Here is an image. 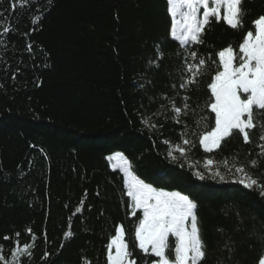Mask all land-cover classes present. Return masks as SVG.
<instances>
[{"label": "trees", "instance_id": "obj_1", "mask_svg": "<svg viewBox=\"0 0 264 264\" xmlns=\"http://www.w3.org/2000/svg\"><path fill=\"white\" fill-rule=\"evenodd\" d=\"M167 8L166 0H0V31L10 28L0 36L6 44L0 45V246L6 256L18 232L21 245L37 237L23 264H106V245L121 224L133 247L142 214H129L123 174L107 160L122 152L145 182L197 203L206 245L201 264H259L264 197L233 182L222 164L225 181L203 164L209 157L230 164L233 157L245 164L257 159L261 130L250 132L249 144L234 135L213 153L203 151L198 134L214 125L204 108L216 71L212 61L219 50L238 48L264 14V0H244L238 30L213 20L204 44L194 46L198 56L212 59L190 90L179 87L183 53L170 35ZM157 46L163 59L149 64ZM185 95L194 111L176 123L169 99L182 106ZM146 118L158 127L150 130ZM185 132L194 143L187 159L173 162L164 141L182 143ZM248 170L264 182V159ZM68 230L73 236L65 240ZM133 251L137 264L156 259Z\"/></svg>", "mask_w": 264, "mask_h": 264}, {"label": "snow or ice", "instance_id": "obj_2", "mask_svg": "<svg viewBox=\"0 0 264 264\" xmlns=\"http://www.w3.org/2000/svg\"><path fill=\"white\" fill-rule=\"evenodd\" d=\"M166 2L171 18L170 35L178 42L183 53L182 73L186 75L182 76L179 87L190 90L191 86L198 84V77L206 73L207 61L212 59L210 55L207 58L198 56L194 46L204 44L205 30L213 20L217 23L223 20L233 30L242 28L244 0ZM48 3L51 4L52 0H48ZM12 6L14 8L15 3ZM40 18L41 15H36L32 23L35 25ZM9 31L10 28L3 27L0 36H6ZM0 45L6 47L5 41L0 40ZM26 47L31 51V44ZM216 55L218 60L212 61L216 71L207 85L211 98L204 106L214 114V125L198 134V143L205 153L218 151L234 135H241L243 142L249 144L252 142L250 132L259 127V153L257 159L247 164L240 162L238 157H233L231 164L228 159L216 161L209 157L204 160L203 167L212 178L218 177L220 181H225L226 174L219 170L222 164L233 177V182L246 189L257 190L264 197V182L248 170L250 167H258L260 159H264V121L259 120V117L264 116V14L253 21V29L246 32L238 48L229 45ZM159 59H163V52L157 46L156 59H150L149 64ZM188 100L189 97L185 95L182 106H177L174 100L169 99L171 119L176 123H181L182 115L194 111ZM162 107L168 108V105ZM204 119L201 117L196 123L200 124ZM143 123L150 130L158 127L147 118ZM181 135L182 143L164 141L169 144L167 155L173 162L180 158L187 159L189 148L194 143L187 138V132ZM107 160L112 162L113 170L119 169L123 173L125 195L129 198V214L136 217L137 212H140L142 216L137 218L138 222L134 226L133 247H130L124 225L116 227L115 234L106 245V264H137L133 248L138 249L144 257H155L151 264H201L206 257V245L198 223L197 203L179 191H166L145 182L135 174L132 162L122 152L109 155ZM194 174L200 180L205 179L201 171ZM80 210L77 208L78 212ZM27 232L31 234V228ZM15 236L17 239L9 255L6 256L3 246H0V264H23V259H31L37 237L32 234V242L21 245L18 239L20 233H15ZM72 236L73 233L68 230L64 239ZM170 238L174 240L170 242ZM3 239L8 240L10 237L4 236ZM259 264H264V256L259 259Z\"/></svg>", "mask_w": 264, "mask_h": 264}, {"label": "rangeland", "instance_id": "obj_3", "mask_svg": "<svg viewBox=\"0 0 264 264\" xmlns=\"http://www.w3.org/2000/svg\"><path fill=\"white\" fill-rule=\"evenodd\" d=\"M110 163V166H111V168H112V162H109ZM113 169V168H112ZM116 170H118V171H120L119 169H116ZM121 172V171H120ZM122 173V172H121ZM123 174V173H122Z\"/></svg>", "mask_w": 264, "mask_h": 264}]
</instances>
